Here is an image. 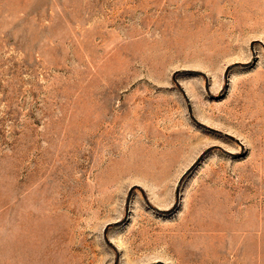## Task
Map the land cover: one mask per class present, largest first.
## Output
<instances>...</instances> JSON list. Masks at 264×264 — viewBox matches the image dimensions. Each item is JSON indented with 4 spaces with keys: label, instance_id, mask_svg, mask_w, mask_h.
Segmentation results:
<instances>
[{
    "label": "rangeland",
    "instance_id": "rangeland-1",
    "mask_svg": "<svg viewBox=\"0 0 264 264\" xmlns=\"http://www.w3.org/2000/svg\"><path fill=\"white\" fill-rule=\"evenodd\" d=\"M0 264H264V0H0Z\"/></svg>",
    "mask_w": 264,
    "mask_h": 264
}]
</instances>
